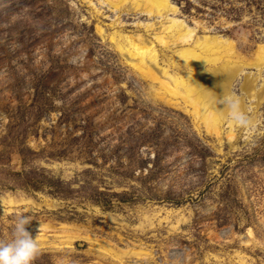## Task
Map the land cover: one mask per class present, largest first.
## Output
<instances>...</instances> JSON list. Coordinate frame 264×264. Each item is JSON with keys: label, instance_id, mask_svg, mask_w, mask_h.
<instances>
[{"label": "rangeland", "instance_id": "1", "mask_svg": "<svg viewBox=\"0 0 264 264\" xmlns=\"http://www.w3.org/2000/svg\"><path fill=\"white\" fill-rule=\"evenodd\" d=\"M169 1L0 0V240L29 215L33 264H264V0ZM221 84L254 128H206Z\"/></svg>", "mask_w": 264, "mask_h": 264}, {"label": "bare ground", "instance_id": "2", "mask_svg": "<svg viewBox=\"0 0 264 264\" xmlns=\"http://www.w3.org/2000/svg\"><path fill=\"white\" fill-rule=\"evenodd\" d=\"M145 6L147 11L151 14L153 12L161 14L164 10L168 8V6H172L173 9H176L175 6L171 5L169 0H145ZM167 31L172 32L171 35H163L157 37L158 41L162 44H168L171 40L188 42L192 36V31L189 28H186L182 23V20L171 18L168 26L165 27ZM197 44V43H196ZM203 42H199L197 47H201ZM130 45L133 47V50H130V53L138 60L137 64H135L138 68H140L145 73H150V66L147 64V59H153L154 51L152 47L147 46L142 42L136 43L133 40H130ZM206 45V44H205ZM195 47V46H194ZM194 47L186 48V50L182 51V56L189 62L193 63L198 56ZM206 49H209L206 48ZM261 58L264 59V46H262V51H260ZM169 93L173 96H178L183 99L184 102L191 104L193 106V112L195 115H199L201 112V106L204 99L199 96V91L196 89V82L189 81L186 79H178L175 80L172 85L170 82L162 83ZM208 113H206L202 120L208 129L219 130L220 126V117L223 115L221 109L211 107L210 105L207 107ZM232 134V133H231Z\"/></svg>", "mask_w": 264, "mask_h": 264}, {"label": "clouds", "instance_id": "3", "mask_svg": "<svg viewBox=\"0 0 264 264\" xmlns=\"http://www.w3.org/2000/svg\"><path fill=\"white\" fill-rule=\"evenodd\" d=\"M217 103L228 123L244 130L255 127L249 110L242 106L239 96L234 92H225L222 84ZM31 220V217L25 214L16 217L11 239L0 240V264H33L40 252V247L37 235L34 237L26 229ZM39 230L40 227L38 232Z\"/></svg>", "mask_w": 264, "mask_h": 264}]
</instances>
